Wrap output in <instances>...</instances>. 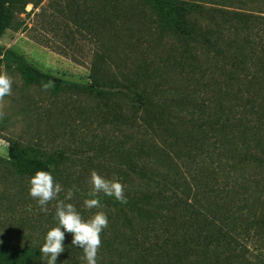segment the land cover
<instances>
[{"label": "trees", "instance_id": "16d2710c", "mask_svg": "<svg viewBox=\"0 0 264 264\" xmlns=\"http://www.w3.org/2000/svg\"><path fill=\"white\" fill-rule=\"evenodd\" d=\"M233 1L0 0V37L31 4L33 38L85 56L88 82L46 74L11 50L0 49V64L27 84L53 81L54 95L101 102L120 133L105 178L124 185L127 203L99 194L109 223L98 264H251L242 231L256 228V209L244 184L247 169L264 170V11ZM8 158L28 177L65 160L16 141ZM83 255L77 247L70 264H86ZM36 259L0 250V264Z\"/></svg>", "mask_w": 264, "mask_h": 264}, {"label": "rangeland", "instance_id": "374dc122", "mask_svg": "<svg viewBox=\"0 0 264 264\" xmlns=\"http://www.w3.org/2000/svg\"><path fill=\"white\" fill-rule=\"evenodd\" d=\"M25 1L37 0H20V4ZM39 1L44 6L49 0ZM185 1L215 3V6L220 3V0ZM230 3L241 11H264V0ZM31 10L32 5L27 4L24 13L16 12L11 16L10 27L0 37V49L13 51L38 70L56 78L87 83L89 68L85 56L74 59L64 56L33 38ZM0 73H7L13 80L12 94L4 98V117L0 119V250L15 254L30 249L37 253L34 264H46L40 247L47 232L58 224L57 201L49 203L47 213L41 211L37 201L29 195L31 177L16 174L7 162L9 141L63 154L64 162L52 174L64 188L59 199L72 189L73 199L66 202L74 204L83 218L88 219L101 211L89 210L84 205V201L91 198L88 195L90 173L95 170L103 177L109 174L107 169L112 163L109 149L120 133L106 116L107 110L101 102L75 94L54 95L42 86L27 84L6 62L0 64ZM253 122L257 123L255 119ZM124 130L130 133L129 129ZM261 132L264 136V124ZM245 176L247 204L256 209V228H243L242 256L251 264H264V170L250 168ZM245 204L242 203L243 209ZM72 239V234L65 232V251L57 258V264H70L75 256L77 247L72 245Z\"/></svg>", "mask_w": 264, "mask_h": 264}, {"label": "clouds", "instance_id": "9594fccd", "mask_svg": "<svg viewBox=\"0 0 264 264\" xmlns=\"http://www.w3.org/2000/svg\"><path fill=\"white\" fill-rule=\"evenodd\" d=\"M12 85V78L7 73H0V119L4 117L2 110L4 98L12 94ZM54 86L53 81L42 83L45 91ZM29 184V195L37 201L42 212L47 213L49 203L57 201L55 218L58 224L47 232L44 243L40 247V253L46 258V264H57V258L65 251L63 243L65 232L72 234V245L83 250V260L86 264H98V253L102 246L101 233L109 223L107 214L104 211H97L90 218L84 219L74 204L66 202L73 199V190L68 189L64 198L59 199L64 188L48 171H37L30 178ZM89 184L91 190L88 195L91 198L84 201L87 209L102 208L98 198L100 193L114 197L122 204L127 203L124 185L118 180L106 179L93 170L90 173Z\"/></svg>", "mask_w": 264, "mask_h": 264}]
</instances>
